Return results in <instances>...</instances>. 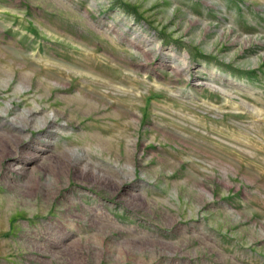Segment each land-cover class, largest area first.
<instances>
[{
  "label": "rangeland",
  "instance_id": "rangeland-1",
  "mask_svg": "<svg viewBox=\"0 0 264 264\" xmlns=\"http://www.w3.org/2000/svg\"><path fill=\"white\" fill-rule=\"evenodd\" d=\"M0 264H264V0H0Z\"/></svg>",
  "mask_w": 264,
  "mask_h": 264
},
{
  "label": "bare ground",
  "instance_id": "bare-ground-1",
  "mask_svg": "<svg viewBox=\"0 0 264 264\" xmlns=\"http://www.w3.org/2000/svg\"><path fill=\"white\" fill-rule=\"evenodd\" d=\"M71 100V99H70ZM74 101H75V103H76V109H78L79 111H82V112H84V111H90L91 109H92V106H91V104L86 100V99H84L82 96L81 97H76V98H74ZM73 100H72V102H74ZM68 102V101H67ZM68 104H70V102L68 103ZM126 118V117H125ZM126 129V128H125ZM127 130V129H126ZM97 138V137H96ZM96 138H94V140L96 139ZM124 138V137H123ZM93 139V138H92ZM100 139V138H99ZM118 139V138H117ZM102 140V139H101ZM97 141V140H96ZM100 141V140H99ZM94 142V141H93ZM100 144H101V142H100ZM96 146V145H95Z\"/></svg>",
  "mask_w": 264,
  "mask_h": 264
}]
</instances>
